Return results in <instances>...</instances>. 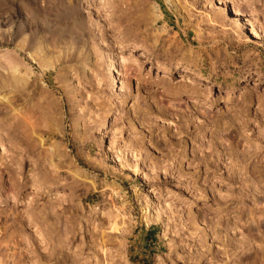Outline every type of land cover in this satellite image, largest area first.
<instances>
[{"label": "rangeland", "instance_id": "1", "mask_svg": "<svg viewBox=\"0 0 264 264\" xmlns=\"http://www.w3.org/2000/svg\"><path fill=\"white\" fill-rule=\"evenodd\" d=\"M52 245L264 264V0H0V264Z\"/></svg>", "mask_w": 264, "mask_h": 264}, {"label": "trees", "instance_id": "2", "mask_svg": "<svg viewBox=\"0 0 264 264\" xmlns=\"http://www.w3.org/2000/svg\"><path fill=\"white\" fill-rule=\"evenodd\" d=\"M154 229L155 228H150L145 234V238H146L147 244L149 246L156 243V236H155L154 231H153ZM152 247H150L149 249H151ZM130 259L133 261H141L143 259V256L141 254L136 256V255L130 253Z\"/></svg>", "mask_w": 264, "mask_h": 264}, {"label": "bare ground", "instance_id": "3", "mask_svg": "<svg viewBox=\"0 0 264 264\" xmlns=\"http://www.w3.org/2000/svg\"><path fill=\"white\" fill-rule=\"evenodd\" d=\"M257 168V167H256ZM255 171H257V172H260L258 169H255ZM257 197V196H256ZM255 197V198H256ZM68 240H72V236L71 237H69V239ZM50 244V243H49ZM46 247V246H45ZM55 246H50V247H46L45 249L47 250V252H45V253H42V255H44L45 257H44V263L45 264H47L48 263V260H50V259H52V258H54V248ZM41 254V253H40ZM60 260V259H59Z\"/></svg>", "mask_w": 264, "mask_h": 264}, {"label": "crops", "instance_id": "4", "mask_svg": "<svg viewBox=\"0 0 264 264\" xmlns=\"http://www.w3.org/2000/svg\"><path fill=\"white\" fill-rule=\"evenodd\" d=\"M147 246H149V245L147 244ZM150 246H151V247H152V246L155 247L154 244H152V245H150Z\"/></svg>", "mask_w": 264, "mask_h": 264}]
</instances>
